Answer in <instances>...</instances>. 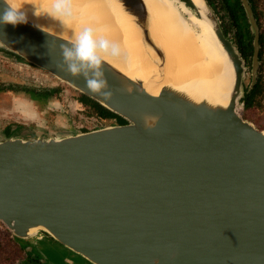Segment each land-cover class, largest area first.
<instances>
[{
	"label": "water",
	"instance_id": "water-1",
	"mask_svg": "<svg viewBox=\"0 0 264 264\" xmlns=\"http://www.w3.org/2000/svg\"><path fill=\"white\" fill-rule=\"evenodd\" d=\"M117 1L156 69L143 80L102 58L109 96L91 93L83 76L58 66L61 45L77 36L43 25L39 15L0 25V49L114 115L60 137L0 139V223L20 239L44 232L91 264H264V129L241 113L259 67L258 27L247 0L241 1L253 50L246 88L244 58L203 0L233 67L225 104L161 84L166 56L146 2ZM36 3L0 0V11H39ZM62 16L50 19L63 22ZM174 38L167 26L162 39Z\"/></svg>",
	"mask_w": 264,
	"mask_h": 264
},
{
	"label": "bare ground",
	"instance_id": "bare-ground-1",
	"mask_svg": "<svg viewBox=\"0 0 264 264\" xmlns=\"http://www.w3.org/2000/svg\"><path fill=\"white\" fill-rule=\"evenodd\" d=\"M144 1L156 27L155 38L162 45L166 56L161 84L169 83L195 97L207 96L212 101L225 104L233 84V67L204 15L208 11L204 1L193 0L202 16L194 14L182 0ZM36 2L39 11L21 6L17 8L32 19L37 15L44 16L40 18L43 25L61 32L69 39L78 36L84 28H92L95 38L107 39L119 48L118 55L107 54L102 55V58L130 77L137 76L145 80L156 69L144 56L141 38L132 18L117 0ZM61 14L63 22L50 19ZM46 19L55 22V25L45 22ZM167 26L175 36L169 43L162 39ZM161 84L153 87L154 93L159 91ZM37 229L32 228L29 232L34 233Z\"/></svg>",
	"mask_w": 264,
	"mask_h": 264
},
{
	"label": "rangeland",
	"instance_id": "rangeland-1",
	"mask_svg": "<svg viewBox=\"0 0 264 264\" xmlns=\"http://www.w3.org/2000/svg\"><path fill=\"white\" fill-rule=\"evenodd\" d=\"M258 3L261 28H264V0H258ZM190 9L195 12L192 8ZM222 21H227L226 15ZM223 27L227 29V36L233 39L238 48L235 40L236 28L231 23L224 22ZM244 61L246 72L243 87L246 88L250 83L251 65L250 61L245 59ZM259 76L263 87L260 95L261 102L249 109L243 107L241 113L256 127L264 129V45L263 58L260 61L256 80ZM8 86H13L16 91L7 89ZM51 87L58 88V91L53 92L46 99L39 95L32 96L30 99V94L24 91L26 88L43 91ZM77 97L79 94L75 90L51 79L33 67L21 63L15 56L0 49V139L7 135L23 138L60 137L103 126L109 122L103 120L100 124L93 121L96 118L95 112L87 106L76 103ZM0 229L6 230L8 234L11 233L1 223ZM48 239L53 242L52 246L47 247L46 243L39 242L42 251H44L42 258H47L48 262L53 264H91L52 238ZM19 255L16 254L8 241L0 242V264H19L18 259L21 257Z\"/></svg>",
	"mask_w": 264,
	"mask_h": 264
},
{
	"label": "clouds",
	"instance_id": "clouds-1",
	"mask_svg": "<svg viewBox=\"0 0 264 264\" xmlns=\"http://www.w3.org/2000/svg\"><path fill=\"white\" fill-rule=\"evenodd\" d=\"M27 23L23 12L5 7L0 11V25ZM119 54L117 45L104 38H95L92 28H84L70 45H61L62 63L58 65L72 76H83L86 88L93 94L109 96L111 92L104 75L102 55Z\"/></svg>",
	"mask_w": 264,
	"mask_h": 264
},
{
	"label": "flooded vegetation",
	"instance_id": "flooded-vegetation-1",
	"mask_svg": "<svg viewBox=\"0 0 264 264\" xmlns=\"http://www.w3.org/2000/svg\"><path fill=\"white\" fill-rule=\"evenodd\" d=\"M207 1L211 4V7L214 9L215 13L217 14L221 24H223V22L233 24L231 16L227 15L224 12L223 8L227 7V4L224 3V1H221V0H207ZM247 2H248L249 6L252 10L253 17H254L256 24H257V27H258V41H259V37H261V36L263 37V40H264V28H261V21H260V15L261 14H260V11H258V4H259L258 0H247ZM239 3L244 10V7L242 5L241 0H239ZM225 15L227 16V21H222V18L224 19ZM244 15H245L246 23L249 24L248 17L246 15L245 10H244ZM258 25H260V26H258ZM249 29H250V25H249ZM250 32H251V30H250ZM251 35H252V40H253L252 32H251ZM260 47H259V50H260ZM261 49H262V47H261ZM252 50H253V47H252ZM251 57H252V55H251ZM245 60L247 61V59H245ZM250 65H251V60H250ZM259 67H260V61H259ZM7 89L16 91L13 86H8ZM24 91L26 93L30 94V99H32V96H37V95L46 99V98L50 97L53 92L54 93L57 92L58 88L51 87V88H46L43 91H37V90L26 88V89H24ZM76 103H78L80 105L87 106L95 112L96 118L93 119V121H96L97 123L102 124L101 121L108 119V117H105L104 114H101L97 108H95L91 104L81 100L80 96L77 97ZM116 121L118 123H122L118 118H116ZM85 130H87V129H85ZM48 238H49V236L47 234H45L44 232H40L39 234H37L36 236H34L32 238L20 239V238L13 236L11 233L8 234L6 230L0 229V242H7L8 241L11 244V246L14 248V251L16 252V254H20L19 256H21V257L18 259L19 264H53L52 262H48L47 258L46 259L42 258L44 256L43 255L44 251H42V248L39 245V242H44V243H46L47 247L52 246L53 242H51L50 239H48ZM49 249L53 250L54 248H49Z\"/></svg>",
	"mask_w": 264,
	"mask_h": 264
},
{
	"label": "trees",
	"instance_id": "trees-1",
	"mask_svg": "<svg viewBox=\"0 0 264 264\" xmlns=\"http://www.w3.org/2000/svg\"><path fill=\"white\" fill-rule=\"evenodd\" d=\"M188 7L192 8L189 0H182ZM224 1V3L227 4V7L223 8L224 12L231 16V19L233 21V26L236 28L235 32V40L238 45V50L241 53L242 57L247 59V61L251 60V55H252V35L249 29V24L246 23L245 21V15H244V10L241 7L239 0H221ZM208 2V1H207ZM209 3V2H208ZM211 6V4L209 3ZM213 9V8H212ZM214 10V9H213ZM260 26V25H258ZM223 27V24H222ZM223 30L225 34H228L227 29L223 27ZM259 44L260 50L258 54V59L259 61L262 60L263 58V45H264V40L263 37H259ZM261 77L259 76L250 89L249 92L246 93L245 99H244V108L249 109L251 106L260 103L261 102V93L263 90L262 84H261ZM80 99L83 100L84 102H87L97 108L101 114H104L105 117L111 118L114 117V115L107 110L103 109L101 106H99L97 103L91 101L87 97L80 96ZM118 118V117H117ZM122 123L124 122L121 118H118Z\"/></svg>",
	"mask_w": 264,
	"mask_h": 264
}]
</instances>
